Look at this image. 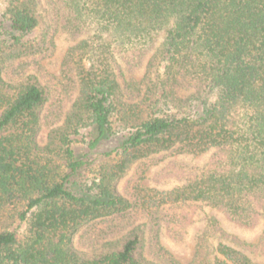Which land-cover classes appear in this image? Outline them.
Returning <instances> with one entry per match:
<instances>
[{"label": "trees", "instance_id": "16d2710c", "mask_svg": "<svg viewBox=\"0 0 264 264\" xmlns=\"http://www.w3.org/2000/svg\"><path fill=\"white\" fill-rule=\"evenodd\" d=\"M46 2L49 24L38 36V0H8L0 20V264H180L160 245L159 229L182 239L200 208L240 228L259 226L264 0ZM58 30L76 41L61 79L40 65ZM81 131L89 151L117 143L83 186L73 179L86 166L72 148ZM205 153V165L179 169L171 189L142 194L150 167ZM82 229L92 243L127 234L121 249L79 259L70 243ZM146 242L149 258L140 251ZM235 246L255 248L207 217L189 264H257Z\"/></svg>", "mask_w": 264, "mask_h": 264}, {"label": "rangeland", "instance_id": "374dc122", "mask_svg": "<svg viewBox=\"0 0 264 264\" xmlns=\"http://www.w3.org/2000/svg\"><path fill=\"white\" fill-rule=\"evenodd\" d=\"M8 0H0V20H4L3 12L8 5ZM47 2L46 0H38V16L40 17V25L32 34L31 37L38 36L40 31L47 27L49 19L47 16ZM76 44L75 40L65 31L58 30L54 37V51L52 55L44 60L40 61V65L44 67L48 74L54 76L57 79H61V65L67 50ZM149 57V56H148ZM147 57V59H148ZM144 70H139L134 73L131 77L134 81L138 82L143 76ZM189 92H180V95L186 97ZM47 129L41 126L37 133L36 140L39 145H43L46 142ZM86 131H81V135L74 138L72 148L75 154L80 157L86 166L80 170L75 178H73L80 186L88 185L91 183L94 177H96V171L101 165L110 163V157L106 156L105 153L113 151L117 145L116 140L112 139L109 141H103L100 145L92 151H89L86 146ZM84 140H82V138ZM211 153H205L202 155H178L172 156L158 165L152 166L144 173L142 180L139 182L142 188V194L149 192L153 189L162 191L169 190L173 186L179 183L178 175L175 174L179 169H200L205 165ZM134 172V166H132L125 176L119 179L115 184V190L117 193H124V187L127 180H130ZM153 194V193H151ZM11 213H8L7 221L11 223ZM216 218L220 226L230 235L236 237L238 240L247 243L255 248L253 249H241L253 262L257 264H264V219L260 222L259 226L251 229H245L237 227L222 217L221 214L211 211L208 208H200L192 211L190 217V223L184 231L182 239L175 240L167 232L163 224L159 229V243L167 250L171 256L178 261L180 264H189L195 253V245L199 235L203 232L206 225V218ZM146 220H140L136 224L129 226L128 230H131L133 226L144 224ZM11 228L18 227V220L14 224H11ZM148 227L142 226L143 237L148 239ZM127 232L110 236L101 242H90L86 236L85 230H80L71 240L70 248L76 254L79 259H91L100 255L101 253L113 250L121 249L125 239L123 238ZM215 242L210 240V252H212ZM141 256L149 258L147 251V242L144 243L142 248Z\"/></svg>", "mask_w": 264, "mask_h": 264}]
</instances>
